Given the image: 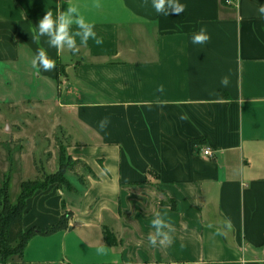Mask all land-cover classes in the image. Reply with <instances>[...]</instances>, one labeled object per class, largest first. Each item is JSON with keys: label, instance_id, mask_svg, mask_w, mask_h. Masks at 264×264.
Masks as SVG:
<instances>
[{"label": "crops", "instance_id": "0c3cea01", "mask_svg": "<svg viewBox=\"0 0 264 264\" xmlns=\"http://www.w3.org/2000/svg\"><path fill=\"white\" fill-rule=\"evenodd\" d=\"M179 2L184 12L165 16L152 0H0V99L11 100L18 122L5 135L32 133L4 143L0 187L9 176L11 188L13 166L21 190L35 162L57 163L59 150L38 160L52 144L44 122L57 148L81 162L67 174L72 189L28 199L24 231L64 227L33 235L23 264H264V0ZM70 4L102 44L77 36L78 51H58L39 34L47 11L55 19ZM202 27L210 40L193 44ZM38 48L54 69L32 67ZM25 141L33 170L23 177ZM156 212L168 225L164 246L162 236L156 246L148 240Z\"/></svg>", "mask_w": 264, "mask_h": 264}, {"label": "clouds", "instance_id": "9594fccd", "mask_svg": "<svg viewBox=\"0 0 264 264\" xmlns=\"http://www.w3.org/2000/svg\"><path fill=\"white\" fill-rule=\"evenodd\" d=\"M152 7L156 13H161L165 16H169L170 12L176 14L182 13L185 10L186 5L181 4L179 0H152ZM73 14H77V18L73 20ZM258 14L260 18H264V4H261L258 8ZM75 24L79 31L72 32L71 26ZM94 24L86 22L84 16L81 14L80 9L75 4H70L68 9L63 14H60L55 19L51 11H47L42 19H40L37 31L41 36L47 34L51 37L50 44L54 45L59 51L64 45L72 49L74 52L78 51L75 37L79 36L82 44H87L89 39L95 40L97 45L103 43L102 38H97L94 32ZM210 40V36L207 34L205 28H201L199 32L193 33L191 42L193 44L204 45ZM32 41L39 44V37L33 35ZM37 62L39 67H37ZM55 61L50 59L47 52L43 48H38L35 58L32 60V67L37 72L40 68L44 71H50L55 68ZM229 78L224 76L221 79V85L227 87L229 85ZM189 117L186 113L180 115L181 120H187ZM109 123L108 119L105 118L99 124V127L103 130ZM151 224L156 228V235H150L148 237L149 243L152 246L157 245V236H162L163 239L159 241L161 246L171 242L168 232L163 231L168 225L165 223L164 218L159 212L155 213V218L151 221ZM171 231V229H169ZM98 253H104L105 248L100 247L97 249Z\"/></svg>", "mask_w": 264, "mask_h": 264}, {"label": "trees", "instance_id": "16d2710c", "mask_svg": "<svg viewBox=\"0 0 264 264\" xmlns=\"http://www.w3.org/2000/svg\"><path fill=\"white\" fill-rule=\"evenodd\" d=\"M58 150V170L53 174H44L43 178L36 176L34 179L23 180L16 204L10 198L9 176H6L2 187H0V264H23L25 246L33 235L38 232L43 234L52 233L64 227V220H62L57 225L46 229L32 228L28 231L23 229V217L27 208V201L36 192L47 190L54 185L72 189L67 174L75 172L81 162L72 159L65 146L60 145ZM35 169L38 172L39 166L37 164ZM104 234L106 241L112 244L113 235L111 232L105 230ZM15 255L19 257L20 261L11 259Z\"/></svg>", "mask_w": 264, "mask_h": 264}, {"label": "rangeland", "instance_id": "374dc122", "mask_svg": "<svg viewBox=\"0 0 264 264\" xmlns=\"http://www.w3.org/2000/svg\"><path fill=\"white\" fill-rule=\"evenodd\" d=\"M11 103H12L11 100L5 101V100H1L0 99V170H2L3 168L6 167L7 149L4 146V143H10V142H15V141L19 142V141H21V139H19V138H21L22 136H26V137L32 139L30 137L32 135V133L30 132L29 129H23V131H21V132H15L13 130L10 134L5 135V129L7 128V126L10 125V124L13 126L14 123L16 122V120H15L16 117L12 114V111H11L12 108L10 109V104ZM21 103H23L21 105L22 110H26V109L31 110L32 109L26 100L21 101L19 103V105ZM18 118L20 119V117H18ZM27 119H26V122L30 121V122L35 123L34 122L35 119L34 120H32V118H29L28 120ZM7 122H8V124H7ZM16 123L18 124V122H16ZM25 126L28 127V125H25ZM42 127H44L45 135H46V137H47V135L49 136L50 140L52 141V144H51L50 148H48L46 150L44 155H41L39 153V151H38V160L41 159L43 162H45V160H47V162H49L50 156L54 155V151L58 150V148H57L58 146H56V144H55L54 133L52 132L51 129H49V124L44 122ZM30 145L31 144H29L27 141H25V144H24V148L25 149L23 150V153H22L24 162H26L25 166H24V173H23L24 176L23 177L30 175L31 174V170H33L32 169V163L28 164V162H29L28 160H30V156H32L33 150H34V147H32ZM40 151H42V148H40ZM19 155L20 154H18L17 156H19ZM41 156H44V158L41 157ZM56 162L57 163H55V162L51 163L48 166L47 169L43 166V164H38L37 162H35L39 166V170L37 172L36 169L34 168L35 169V177H33L32 174H31L32 179L36 178V176H38L39 178H43L44 174H53V173H55L58 170V161H56ZM36 164H34V167L36 166ZM11 172H12V182H11V188H10L11 190H9V193L11 191L12 195L10 196V198H11L12 202L14 204H16L17 203V198H18L21 190H20L19 187L17 189L15 188V182H16L17 177H18V179H20V176L22 174H20L21 172H18V170H16V166H13V170H11L8 173V175H11ZM11 259L16 260V261H20V259H19V257L17 255H15ZM0 260H1V254H0ZM56 264H60V263L58 262Z\"/></svg>", "mask_w": 264, "mask_h": 264}, {"label": "built area", "instance_id": "2783aa9c", "mask_svg": "<svg viewBox=\"0 0 264 264\" xmlns=\"http://www.w3.org/2000/svg\"><path fill=\"white\" fill-rule=\"evenodd\" d=\"M202 154H203L204 156H212V155H213V150H212L211 147L206 146V147H204V148L202 149ZM262 249H263V251H264V245H263Z\"/></svg>", "mask_w": 264, "mask_h": 264}]
</instances>
